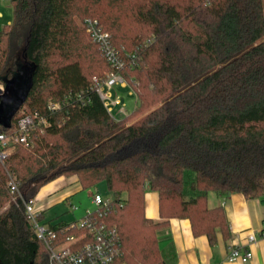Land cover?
<instances>
[{
    "label": "trees",
    "instance_id": "trees-1",
    "mask_svg": "<svg viewBox=\"0 0 264 264\" xmlns=\"http://www.w3.org/2000/svg\"><path fill=\"white\" fill-rule=\"evenodd\" d=\"M110 3L11 2L13 20L0 31V83L28 69L32 85L0 134L35 112L48 126L0 169V264H53L25 203L61 177L76 176L83 190L106 183L114 205L103 221L118 229L122 249L115 264H166L157 231L171 218L189 219L194 236L211 245L219 233L229 239L225 210L209 206L210 193L264 203V0H138L131 15L113 14ZM80 15L98 17L126 60L138 105L123 120L96 91L95 75L106 71L103 80L112 67ZM49 101L60 110L48 111ZM136 113L143 116L128 124ZM8 173L21 197L6 208ZM147 192L158 193L165 221L146 218ZM49 226L61 232L70 224Z\"/></svg>",
    "mask_w": 264,
    "mask_h": 264
},
{
    "label": "built area",
    "instance_id": "built-area-1",
    "mask_svg": "<svg viewBox=\"0 0 264 264\" xmlns=\"http://www.w3.org/2000/svg\"><path fill=\"white\" fill-rule=\"evenodd\" d=\"M1 1L12 2V0ZM2 17L0 14V18ZM82 25L112 67V71L107 74L105 79L94 78L96 91L111 115L113 108L119 106L118 113L123 118L129 117L130 113L126 111V104L121 97L112 93L115 86L123 88L130 86L123 75V71L128 67L124 56L116 49L111 35L104 30L99 20L86 18ZM131 89L130 95L135 97V110L138 105V97L134 89L132 87ZM0 90H5L2 83ZM47 108L53 113L60 110L61 105L60 103H50ZM47 126V119L39 112H35L23 116L12 132L0 134V169L5 167L7 159L12 155L17 145H28L32 132L39 128L41 133H44ZM7 187L12 202H16L21 197L20 184L10 173H8ZM127 200V194H121L119 197L120 206L123 207ZM113 203V197H104L100 193H95L92 197L94 209L88 211L84 218L70 224V227L61 232L55 231L49 225L41 224L40 215L42 213L36 204V199L25 203V211L37 240L45 245L53 264H115L122 257L120 236L115 226L103 221V217L112 211ZM73 210H77V208L73 207ZM69 229L82 230L83 232L80 236L70 235L65 240L61 239V236ZM258 238L264 239V226L260 236L254 234L247 240L249 243H256ZM252 257V251L243 252L240 246H232L228 261H240L245 264Z\"/></svg>",
    "mask_w": 264,
    "mask_h": 264
},
{
    "label": "crops",
    "instance_id": "crops-1",
    "mask_svg": "<svg viewBox=\"0 0 264 264\" xmlns=\"http://www.w3.org/2000/svg\"><path fill=\"white\" fill-rule=\"evenodd\" d=\"M11 22L12 20L8 21V25ZM83 191L76 176L61 177L44 186L35 198L42 213L41 219H44L48 208L66 204ZM208 204L211 208H224L230 225V238L226 239L219 233L216 242L211 245L207 236H194L189 219L171 218L167 225L157 231L158 245L166 264H244L240 261H228L232 246H240L243 252L252 251V259L245 264H264V239L258 238L256 243H249L247 240L254 234L260 236L263 231L264 203L260 199H246L240 194L221 197L210 193ZM78 211V208L73 211L77 215L72 219L65 217L63 221L51 225L76 223L89 210ZM144 213L147 219L165 221L160 215L158 193H146Z\"/></svg>",
    "mask_w": 264,
    "mask_h": 264
},
{
    "label": "rangeland",
    "instance_id": "rangeland-1",
    "mask_svg": "<svg viewBox=\"0 0 264 264\" xmlns=\"http://www.w3.org/2000/svg\"><path fill=\"white\" fill-rule=\"evenodd\" d=\"M130 1V0H129ZM128 0H111V3L108 5L109 9L112 11L113 14H120L125 13L128 15L132 14V11L135 9L134 2L138 0H134L133 2ZM0 14H2V18H0V31L8 25V21L13 20V7L10 2H2L0 0ZM129 17V16H128ZM85 18V15H80L77 17V23L80 26L81 29H84L82 22ZM130 18V17H129ZM95 19L99 20L98 17H95ZM150 37V36H148ZM143 40H146V38H143ZM104 70V69H102ZM106 71L102 73V75H95L97 78H103ZM131 75V74H130ZM133 76V75H131ZM130 83L129 81H127ZM1 84V83H0ZM133 89L135 91L136 88L134 85L131 84ZM132 91L131 87L123 88L120 86H115L112 93L115 96L121 97L122 101L126 104V111L127 113H131L134 110L135 107V97L133 95H130V92ZM53 102H48V104ZM159 104H156L154 107H157ZM153 107V108H154ZM118 107L113 108L112 117L115 118L117 121L123 120V116H121L118 113ZM143 115L140 113H136L134 117H131L129 120H127L128 124H131L135 121H137L139 118H141ZM67 178V177H66ZM95 193H100L104 197H112V194L109 192L106 183L101 182L96 187H93L89 190H84L78 196H76L71 201L67 202L63 205H58L54 208H48L44 213V219H41V224H56L64 220V218H68L69 220L72 219L77 214H74L73 207H76L79 209L78 212L85 210H93L94 206L92 205V197ZM12 202V197L10 199V202L6 204V208L9 206V204ZM77 212V213H78ZM74 214V215H73ZM80 220V219H79Z\"/></svg>",
    "mask_w": 264,
    "mask_h": 264
},
{
    "label": "water",
    "instance_id": "water-1",
    "mask_svg": "<svg viewBox=\"0 0 264 264\" xmlns=\"http://www.w3.org/2000/svg\"><path fill=\"white\" fill-rule=\"evenodd\" d=\"M32 72L24 69V72H21L4 86V91L0 90V124L7 127L12 116L26 101L32 85Z\"/></svg>",
    "mask_w": 264,
    "mask_h": 264
}]
</instances>
